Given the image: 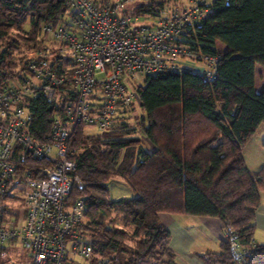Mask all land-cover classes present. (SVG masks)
<instances>
[{"label":"trees","instance_id":"16d2710c","mask_svg":"<svg viewBox=\"0 0 264 264\" xmlns=\"http://www.w3.org/2000/svg\"><path fill=\"white\" fill-rule=\"evenodd\" d=\"M167 2H140L134 11L154 14ZM64 7L65 0H0V82L22 67L27 51L43 42L40 25L58 22ZM188 27L193 47L213 53L218 43L225 46L214 80L192 70L147 74L136 100L111 126L88 133L79 124L70 138L81 183L73 185L68 202L84 200L80 233L94 255H108L116 264H182L159 212L216 216L242 245L253 238L264 163L251 170L242 146L264 122V75L255 90V65L264 67V0H212ZM69 99L35 96L27 105L29 132L47 140ZM135 104L140 113L132 115ZM24 154L28 166L48 164ZM116 177L131 196L110 195L108 181ZM196 254L209 264H233L225 238L219 250ZM245 264H264V242H255Z\"/></svg>","mask_w":264,"mask_h":264},{"label":"built area","instance_id":"2783aa9c","mask_svg":"<svg viewBox=\"0 0 264 264\" xmlns=\"http://www.w3.org/2000/svg\"><path fill=\"white\" fill-rule=\"evenodd\" d=\"M153 1L65 0L58 22L40 25L43 42L27 51L12 78L0 82V246L20 241L32 264H116L108 255H94L81 235L84 200L68 202L73 185L81 183L70 157L75 127L107 129L136 100V87L147 74L192 70L210 81L216 77L220 49L208 53L188 42V26L203 17L212 0L186 5L168 0L154 14L134 11L138 3ZM39 94L70 98L45 141L28 130L27 105ZM24 152L48 164L28 166ZM15 182L23 187L22 217L15 214ZM224 238L233 264H245L254 239L246 246L236 233Z\"/></svg>","mask_w":264,"mask_h":264},{"label":"crops","instance_id":"0c3cea01","mask_svg":"<svg viewBox=\"0 0 264 264\" xmlns=\"http://www.w3.org/2000/svg\"><path fill=\"white\" fill-rule=\"evenodd\" d=\"M180 4L186 5L188 0H177ZM256 73V66H255ZM258 79L255 74V90L259 92L262 88V77L264 75L263 70H259ZM253 136L260 138L261 145H264V122H261L257 127V130L249 138ZM248 139V140H249ZM243 144L242 147L248 142ZM243 154V150H242ZM246 165L253 171L257 170L264 162V152L257 159V167L252 168L246 162V158L243 154ZM263 161V162H260ZM260 163V164H258ZM256 165V164H255ZM119 178V177H116ZM122 179V178H119ZM123 180V179H122ZM124 181V180H123ZM119 182V181H117ZM125 183V182H124ZM121 183H118V186ZM127 185V184H126ZM159 218L161 222L169 229L170 239L169 246L174 251L177 259L182 264H209L202 261L196 254L197 251L206 250H219L220 242L224 239L225 230L223 222L216 216H204L196 214L186 213H173V212H159ZM254 224L253 239L255 242H264V201L260 199V204L256 210ZM196 228V230L194 229ZM201 235L203 245L197 247H191L194 235Z\"/></svg>","mask_w":264,"mask_h":264},{"label":"rangeland","instance_id":"374dc122","mask_svg":"<svg viewBox=\"0 0 264 264\" xmlns=\"http://www.w3.org/2000/svg\"><path fill=\"white\" fill-rule=\"evenodd\" d=\"M185 1V0H184ZM29 25L28 21L25 23V27L27 28ZM219 49H224L225 46L222 43H218ZM256 77L258 79V72L259 70L264 71V67L261 64H256ZM140 113V109L138 104H135L134 109L130 111V114L134 115ZM86 131L88 133H97L99 132L97 129L91 127V126H84ZM243 154L246 158V162L249 166L252 168L257 167V159L261 156V154L264 152V145H261L260 138L257 136H253L251 139L248 140V142L245 144L244 147H242ZM264 160V159H262ZM263 162V161H260ZM264 163V162H263ZM262 163V164H263ZM256 164V165H255ZM260 164V163H258ZM119 181V182H117ZM118 183H121V185L118 186ZM108 186L110 188V195L113 198H117L120 196H131L132 192L129 189V187L124 183L122 179L119 178H111L108 181ZM11 190L16 193V197L18 200V204L16 205V216L21 214L20 217L24 214V206L21 203V199L23 196V187L17 182L12 184ZM14 193V194H15ZM261 193V199L264 201V190L260 191ZM196 230V228H194ZM195 239L192 242L191 247H197L200 245H203L201 242V235H194ZM2 249L0 250V264H32L30 257L28 255V250L24 244H22L18 240H7L5 241L1 246Z\"/></svg>","mask_w":264,"mask_h":264}]
</instances>
